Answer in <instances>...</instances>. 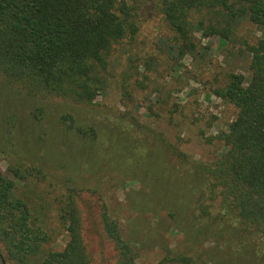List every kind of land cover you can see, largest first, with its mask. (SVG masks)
I'll list each match as a JSON object with an SVG mask.
<instances>
[{
    "label": "rangeland",
    "instance_id": "374dc122",
    "mask_svg": "<svg viewBox=\"0 0 264 264\" xmlns=\"http://www.w3.org/2000/svg\"><path fill=\"white\" fill-rule=\"evenodd\" d=\"M158 2L141 4L135 38L109 56L107 86L93 107L28 98L0 82V169L16 160L40 169L17 179L15 191L39 211L48 234L42 251L61 250L67 241L58 212L71 197L87 264H113L117 255L100 222L102 206L136 251L134 264H155L168 253L192 255L194 264H264L257 234L219 217L217 205L212 217L195 219L183 210L200 178L190 162L217 155L220 143L208 139L235 113L211 91L228 72L247 74L245 42L254 43L260 30L239 19L225 44L193 31L198 48L207 49L178 57ZM65 113L91 127L92 140L62 129ZM41 257L31 256V264Z\"/></svg>",
    "mask_w": 264,
    "mask_h": 264
},
{
    "label": "trees",
    "instance_id": "16d2710c",
    "mask_svg": "<svg viewBox=\"0 0 264 264\" xmlns=\"http://www.w3.org/2000/svg\"><path fill=\"white\" fill-rule=\"evenodd\" d=\"M143 3L0 0V82L28 98L93 107L107 86L109 56L135 38ZM155 7L173 32L171 51L178 57L207 49L198 48L193 31L217 36L225 44L239 19L260 30L254 43L245 42L247 74L228 72L224 84L211 91L235 113L225 130L208 139L220 143L217 155L190 162L200 178L197 193L183 210L191 211L195 219L205 218L217 205L219 217L236 221L245 233L255 232L264 243V0H159ZM59 117L62 129L92 140L91 127L83 129L69 113ZM14 162L5 171L0 169V259L31 264L30 257L40 253V264H87L77 206L71 197L61 202L58 212L68 233L63 248L40 249L48 237L43 220L15 191L17 179L35 177L40 169ZM100 217L117 250L113 264H134L136 251L120 236L104 206ZM155 264H194V257L168 253Z\"/></svg>",
    "mask_w": 264,
    "mask_h": 264
}]
</instances>
